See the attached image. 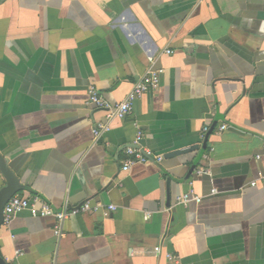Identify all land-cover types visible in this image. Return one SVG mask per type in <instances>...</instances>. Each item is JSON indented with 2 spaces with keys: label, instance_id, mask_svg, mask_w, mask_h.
<instances>
[{
  "label": "crops",
  "instance_id": "0c3cea01",
  "mask_svg": "<svg viewBox=\"0 0 264 264\" xmlns=\"http://www.w3.org/2000/svg\"><path fill=\"white\" fill-rule=\"evenodd\" d=\"M149 66L158 88L94 139L89 87L119 102ZM137 131L163 159L123 171ZM31 194L115 209L59 234L18 213L5 264H264V0H0V203Z\"/></svg>",
  "mask_w": 264,
  "mask_h": 264
},
{
  "label": "built area",
  "instance_id": "2783aa9c",
  "mask_svg": "<svg viewBox=\"0 0 264 264\" xmlns=\"http://www.w3.org/2000/svg\"><path fill=\"white\" fill-rule=\"evenodd\" d=\"M163 52L170 54L173 53V50L171 48H164ZM149 60L152 62V57H150ZM163 72L164 70L162 68H153L152 66H149L147 71L132 83L129 92L123 100L119 102H110L106 100L95 86H90L86 102L92 107L102 110L105 116V121H98L92 126L91 132L93 138L97 139L107 133L111 129L112 120L122 119L131 113L133 103L144 93L156 90L160 84V77ZM226 128H228V124L221 123L215 128V133L220 134ZM213 129L214 128L211 126H204L202 129L203 136L204 134L213 131ZM141 135V132L137 131L134 140L130 144L124 146L123 154L125 158L122 160L121 165L123 171L129 170L130 167L136 163L160 162L163 159L161 154L153 153L141 144ZM213 150L214 148L210 147V151ZM204 157H206V155ZM195 173L200 175L208 173V170L200 167L195 170ZM251 184L254 185L255 183L252 182ZM189 186L187 192L178 197L177 201L179 203L186 205L190 201H195L197 203L201 201L202 197L195 194L192 188V181H189ZM211 193H215V189H212ZM98 208H103L104 215H108L110 211L115 209V206L111 204L103 207L100 203L91 204L86 200L76 206L64 204L60 208H54L47 199L38 194L26 196L13 195L3 206L1 223L5 226H9L16 214L27 211L33 217H53L56 221L55 232L59 234L61 232V222L65 218L74 216L79 212H87Z\"/></svg>",
  "mask_w": 264,
  "mask_h": 264
},
{
  "label": "water",
  "instance_id": "95a60500",
  "mask_svg": "<svg viewBox=\"0 0 264 264\" xmlns=\"http://www.w3.org/2000/svg\"><path fill=\"white\" fill-rule=\"evenodd\" d=\"M175 153V152H174ZM177 153V152H176ZM9 197L11 196H6L4 198V200H2V202L0 203V223L2 221V209H3V206L5 205L7 199H9ZM0 264H5V262L0 258Z\"/></svg>",
  "mask_w": 264,
  "mask_h": 264
}]
</instances>
